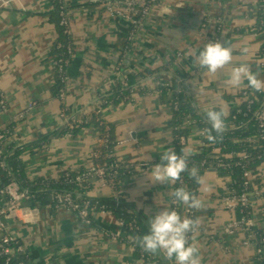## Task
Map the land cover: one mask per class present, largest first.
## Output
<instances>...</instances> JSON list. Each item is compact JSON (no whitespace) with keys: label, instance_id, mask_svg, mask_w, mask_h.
Here are the masks:
<instances>
[{"label":"crops","instance_id":"1","mask_svg":"<svg viewBox=\"0 0 264 264\" xmlns=\"http://www.w3.org/2000/svg\"><path fill=\"white\" fill-rule=\"evenodd\" d=\"M58 1L70 13L72 31L65 84L54 70L53 47L59 36L52 16L56 0H0V93L7 100V109L0 107V134L11 128L8 143L23 149L32 146L21 154L27 178L56 180L65 170H81L92 161L100 142L94 122L96 117L102 119L115 140L111 155L133 166L120 179L118 190L149 229L151 216L171 207L178 186V179L152 182L147 174L160 162L161 153L175 146L177 126L171 105L175 91L202 111L223 109L225 127H230L233 111L244 102L241 90L248 87L246 80L238 88L225 82L231 68L245 63L264 79V36L256 31L264 26V15L259 13L264 1L158 0L134 33L127 18L107 12L105 0ZM214 39L232 48L233 59L210 74L198 65L196 55ZM57 80L66 90L64 99ZM160 84H170L166 94ZM121 89L126 90L124 98L104 105L98 114L102 97ZM63 110L90 123L76 133L59 134ZM197 126L189 118L182 125L190 130L180 134L187 136L185 143L180 142L187 156L205 146ZM256 135L245 140L252 142ZM41 140L42 145L34 146ZM255 171L260 193L251 195L252 208H229L223 203V195L238 189L231 174L213 166L199 177L195 195L202 206L181 203V216L197 221L188 242L197 247L201 264H256L264 253L257 233H264V160ZM88 183L82 193L90 198L108 199L117 193L96 177ZM25 205L39 210L29 219L26 210H19L7 222L25 248L29 264H143L134 255L135 242L124 238L125 226L113 212L98 209L86 225L66 206L56 205L51 192ZM249 217L250 228L227 230L230 222Z\"/></svg>","mask_w":264,"mask_h":264},{"label":"trees","instance_id":"2","mask_svg":"<svg viewBox=\"0 0 264 264\" xmlns=\"http://www.w3.org/2000/svg\"><path fill=\"white\" fill-rule=\"evenodd\" d=\"M63 5L60 1L56 0V7L52 12L53 20L57 23L59 28V36L54 44L53 52L55 59H64L66 66L69 62L71 52L68 50V45L72 43L71 36L64 32V27L61 25V11ZM66 9V6L64 7ZM264 4L261 6L259 13L264 15ZM127 41L126 44H129L131 41L130 37H125ZM61 43V44H58ZM264 51V45H263ZM63 84H60L59 80L56 82V87L59 89ZM170 85H159V89L166 94ZM173 87L176 89L175 84ZM57 89V90H58ZM126 90L121 89V91L115 90L110 95H104L102 99H106L107 103L102 104L103 106L118 102L123 99L126 95ZM177 94L172 102V107H174V121L173 124L176 127V139L175 146L173 150L178 153L183 154V146L180 143L179 139L180 134H188L190 130L188 128L182 127L185 119H195L200 128L206 131L205 141L206 145L201 148V150L193 155L187 156V169L181 173L179 178H183L184 183L180 184L178 181L177 187L188 188L190 192L196 194L199 187V179L201 171L210 166L217 167L220 170H224L225 173L231 174L233 176L234 185L238 191L244 189V172L248 169H253V172L256 174L253 179V185L256 186V180L258 179V172H256L257 166L264 160V139H255L252 142L246 141L245 138L250 137V135L260 134V129L258 128V122L254 117V111L258 110L264 104V96L260 90H256L252 87L249 88V97L253 99L250 107L247 108V103L244 101L238 105L231 115V120L233 123L230 124V127L224 128L220 133H217L211 126L210 121L207 118L206 112L202 111L192 104V102L183 94L182 92L175 91ZM253 114V116H252ZM97 116V115H96ZM230 116L227 118L229 119ZM90 122L86 120L79 119L74 122L73 131L76 133L82 126H88ZM246 123V124H245ZM94 124L100 130V142L98 148L100 152L97 156H94L93 163L103 165L106 168L107 175L106 178L108 182L115 188L117 193H120L118 190V185L120 179L125 177L129 171H133V166L127 162L117 160L115 156L111 155L110 149L115 145L114 137H112V130L107 128L106 123L102 119L97 118ZM68 128L63 125L59 130V134L67 133ZM12 133V129L9 128L0 134V148L4 151L3 159L5 161V167L0 163V172L3 174V187L11 179L17 178L21 185L32 192L31 201H40V197L51 192L53 195L55 192L60 190H74L75 192L86 191L85 186L77 185L73 179L76 175V171L68 169L65 170L62 175L56 180H47L44 178H38L36 180H31L27 178L24 174V163L21 159V154L23 150L28 149L32 146H26L23 148L15 147L13 143H8L7 139ZM209 136H212V139H209ZM46 138L45 140H47ZM44 140V139H43ZM40 143L34 144V146L42 145ZM218 149L223 153L227 154L222 161L230 162L228 168L219 167L218 163L220 159L213 156L212 152L214 148ZM247 153V157H243L241 153ZM240 162V164H236ZM197 170L196 176L192 175V169ZM178 178V179H179ZM121 194V193H120ZM89 209L93 207L95 210L105 208L113 212L118 216L125 225V239H132L135 242V257L142 259L145 257H151L152 260H156V264H175V261L170 258H163L161 252H150L143 248L140 240L141 237L149 230L146 223L143 222L135 210L132 204L123 199L122 194L119 199L115 196L113 198H99L94 199L90 198ZM94 214H92V219ZM93 221V220H92ZM258 236L262 237L264 242V233L257 231ZM6 254L0 252V264H29L24 253H16L11 255L10 260H8ZM257 262L264 264V253L259 254ZM144 264V263H143Z\"/></svg>","mask_w":264,"mask_h":264},{"label":"built area","instance_id":"3","mask_svg":"<svg viewBox=\"0 0 264 264\" xmlns=\"http://www.w3.org/2000/svg\"><path fill=\"white\" fill-rule=\"evenodd\" d=\"M158 0H105V7L107 10L111 12L113 16L125 17L130 21L131 30L134 33L136 28L141 25L145 16L150 12L151 4ZM264 1V0H263ZM62 6L61 11V20L60 23L64 27V32L71 36L72 31L70 27V13ZM256 31L264 36V26H257ZM61 44V43H58ZM72 43L68 45V50L72 52L73 50ZM261 62L264 65V59ZM66 62L64 59H54V70L58 74L61 83L65 84L69 76L66 72ZM170 85V84H167ZM249 86L245 87L241 90V96L243 101L247 103V108L253 102V99L249 97ZM61 98L64 99L66 96V90L63 85L60 88ZM264 96V90L261 91ZM104 103H107L106 99H102L99 107L97 109V113H101L103 110ZM32 106V104H31ZM0 107L2 109H7V100L4 94L0 93ZM254 117L258 122V128L260 129V134L255 136V139H264V104L258 110H255ZM61 116L64 120V125L68 128L67 133L70 134L73 132L74 122L78 121L80 116H70L66 111L61 112ZM253 116V114H252ZM193 126V125H191ZM198 127V126H197ZM199 132L201 136L204 138L206 136V131L200 127ZM226 128V127H224ZM187 140L186 135H181L180 142L185 143ZM203 145H206L205 140L202 141ZM217 150V151H215ZM100 152V148H95L93 153L94 156H97ZM212 155L219 158L220 162L218 163L219 167L228 168L230 166V162H224L222 159L226 157L227 154H223L218 147L214 148ZM243 157H247L248 154L243 152L240 154ZM4 151L0 148V163L5 167V161L3 159ZM92 161L84 166L83 169L77 170L76 175L73 181L79 186H85L88 184L91 178H98L101 182L110 184L106 178L107 171L103 165L94 164ZM236 164H240L237 162ZM255 173L253 169H248L244 172V189L242 191L229 190L225 195L222 196L223 203L229 208H235L241 206L243 209L252 208L253 202L251 200V195H258L260 193V189L253 185V179L255 178ZM180 184L184 183L183 178L178 179ZM111 185V184H110ZM115 197L119 199L121 197L120 193H115ZM32 192L23 187L20 181L17 178L11 179L7 184L3 187H0V252L2 254H6L8 260H10L11 255L18 253H24L25 248L21 245L15 235L10 231L8 225V219L11 216H16L19 210H26L25 219H29L31 212H37L39 210L38 206L31 207L25 205L26 201L32 200ZM53 199L56 205L66 206L68 209L73 211L86 225H90L92 223V214H95L97 210L93 207L89 209L90 199L88 196L83 194L81 191L75 192L74 190H60L53 194ZM171 207L176 208L179 212L181 210L182 202H173V196L171 197ZM103 211H106L105 208H102ZM122 224L124 222L121 220ZM125 226V225H124ZM250 228L253 226V219L243 218L242 220H236L230 222L227 230L232 233L235 229L244 227ZM114 238H118L119 236L116 234H112ZM248 243V241H247ZM263 251L262 246H259L258 252L261 253ZM163 258H168L163 252H161ZM142 262L144 264H156V260H152L151 257H143ZM256 264H261L256 262Z\"/></svg>","mask_w":264,"mask_h":264},{"label":"clouds","instance_id":"4","mask_svg":"<svg viewBox=\"0 0 264 264\" xmlns=\"http://www.w3.org/2000/svg\"><path fill=\"white\" fill-rule=\"evenodd\" d=\"M233 59L232 48L219 39L209 40L196 55L198 65L210 74L229 64ZM248 86L261 90L264 89V79L258 77L245 63L234 65L227 74L226 83L238 88L244 81ZM212 128L220 133L224 130V111L219 108H209L206 112ZM209 136V139H212ZM187 155L175 150L167 149L161 153L160 162L153 164L150 173L147 172L152 182L175 181L181 173L187 169ZM197 170L192 169V175L196 176ZM200 179L199 177H197ZM202 182V181H201ZM173 202H182L190 208L202 206V200L184 187H177L172 193ZM197 223L192 217L181 216L173 207H163L149 221V230L141 237L143 248L150 252L161 251L175 264H201L198 249L188 242V234Z\"/></svg>","mask_w":264,"mask_h":264},{"label":"rangeland","instance_id":"5","mask_svg":"<svg viewBox=\"0 0 264 264\" xmlns=\"http://www.w3.org/2000/svg\"><path fill=\"white\" fill-rule=\"evenodd\" d=\"M105 6V5H104ZM106 8V7H105ZM107 12L109 13V14H111V12L109 11V10H107ZM112 15V14H111Z\"/></svg>","mask_w":264,"mask_h":264}]
</instances>
